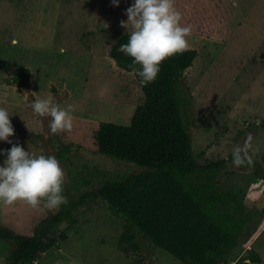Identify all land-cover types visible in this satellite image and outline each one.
I'll return each instance as SVG.
<instances>
[{
	"label": "rangeland",
	"instance_id": "374dc122",
	"mask_svg": "<svg viewBox=\"0 0 264 264\" xmlns=\"http://www.w3.org/2000/svg\"><path fill=\"white\" fill-rule=\"evenodd\" d=\"M133 2L120 0L114 6L112 0H0V107L11 113L15 134L10 139L30 153L57 158L68 200L54 212L23 201L12 206L0 202V228L31 235L54 213L70 207V201H78L73 216L55 228L56 236L61 230L66 236L35 264H127L137 254L143 264H189L152 247L138 230L139 250L120 249L119 236L130 224L112 215L98 193L106 172L142 169L99 153L95 137L101 120L129 124L142 101L135 73L109 55L119 35L131 32L120 21L127 20L125 10ZM175 6L182 14L181 25L191 26L189 47L197 50L179 81L191 150L202 162L228 158L219 179L233 190L240 209L235 214L240 220L233 222L236 244L226 261L234 264L255 252L259 261L246 257L238 264H264V0H175ZM25 63L37 74L29 87L5 81ZM34 99L54 100L61 109L73 105L72 130L51 134V118L33 112ZM249 134L256 149L253 163L233 167L232 150ZM11 146L0 141V149ZM64 148L60 157L58 151ZM4 159L0 154V165ZM86 191L94 197L81 203ZM13 247L12 239L0 236V264L7 262Z\"/></svg>",
	"mask_w": 264,
	"mask_h": 264
},
{
	"label": "trees",
	"instance_id": "16d2710c",
	"mask_svg": "<svg viewBox=\"0 0 264 264\" xmlns=\"http://www.w3.org/2000/svg\"><path fill=\"white\" fill-rule=\"evenodd\" d=\"M129 33L119 35L109 55L121 68L133 71V67L140 66H131L132 58L119 51V46L127 43ZM196 55L197 50L189 47L182 54L167 58L157 79L147 86H142L136 76L143 96L129 124L107 120L98 123L97 151L142 167L137 172H106L98 193L112 215L122 216L130 224L119 236L120 249L139 250L138 230L152 247L163 248L189 264H229L226 256L236 244L237 227L233 222L240 209L234 202L233 190L219 179L228 158L202 162L193 155L181 110L179 81ZM5 81L29 87L30 69L17 66ZM66 151L64 148L58 154L62 157ZM81 176L85 178V173ZM92 193L84 192L80 202L92 199ZM77 205L78 201H70V207L54 213L31 235L0 228L1 237L14 241L5 264H33L66 236L63 230L56 236L55 228L62 219L73 216ZM246 257L260 260L255 252ZM127 264H143V258L137 254Z\"/></svg>",
	"mask_w": 264,
	"mask_h": 264
},
{
	"label": "clouds",
	"instance_id": "9594fccd",
	"mask_svg": "<svg viewBox=\"0 0 264 264\" xmlns=\"http://www.w3.org/2000/svg\"><path fill=\"white\" fill-rule=\"evenodd\" d=\"M119 2L112 0L114 6ZM125 14L127 20H121L120 26L126 31L130 27L131 32L119 51L132 58L131 66H140L133 67V71L140 78L139 83L147 86L157 79L164 60L189 50L187 37L191 34V26L181 25L182 14L175 0H134ZM31 108L38 116L51 118L48 125L51 134L72 130L73 105L61 109L54 100L34 99ZM10 114L7 108L0 107V141L12 145L10 149H0V154L5 156L0 165V202L12 206L23 201L34 209L43 206L54 212L68 204L63 188L64 170L54 155H36L12 142L10 137L15 130ZM251 141L249 134L243 144L233 148V167L253 163L252 154L256 149Z\"/></svg>",
	"mask_w": 264,
	"mask_h": 264
},
{
	"label": "crops",
	"instance_id": "0c3cea01",
	"mask_svg": "<svg viewBox=\"0 0 264 264\" xmlns=\"http://www.w3.org/2000/svg\"><path fill=\"white\" fill-rule=\"evenodd\" d=\"M12 40H15V38H13ZM24 66H27L30 68V80H31V84H32V80L35 78L36 79V72L33 70V68H31V66L28 63H25ZM36 85V84H35ZM35 264V263H34Z\"/></svg>",
	"mask_w": 264,
	"mask_h": 264
}]
</instances>
